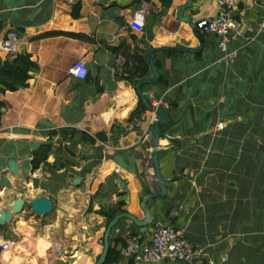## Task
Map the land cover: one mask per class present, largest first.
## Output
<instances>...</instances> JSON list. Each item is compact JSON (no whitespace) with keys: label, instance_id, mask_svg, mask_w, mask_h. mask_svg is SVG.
I'll return each mask as SVG.
<instances>
[{"label":"crops","instance_id":"crops-1","mask_svg":"<svg viewBox=\"0 0 264 264\" xmlns=\"http://www.w3.org/2000/svg\"><path fill=\"white\" fill-rule=\"evenodd\" d=\"M185 2L172 0L162 13L160 0H75L79 14L72 16L74 3L66 0H0V37L7 29H19L26 40L20 51L37 64L28 86L0 94V208L10 209L18 197L25 200L22 212L0 225L1 264H95L109 222L98 213L100 207L123 200L127 212L144 217L142 197L158 189L146 162L152 148L149 110L135 127H127L138 95L117 76L124 57L110 47H133L134 39L146 49L199 47L186 17L197 23L214 16L218 7L214 0H192L178 18L177 8ZM231 14L240 22L229 33L232 60L207 33L197 51L154 53L167 86L147 84L143 93L162 97L168 105L169 126L157 146L166 193L146 204L150 224L138 226L127 218L117 222L108 240L117 249L127 236L149 240L155 224L171 222L202 250V264L207 259L264 264V32L257 31L264 0H235ZM135 15L142 19L139 30L128 23ZM47 31L81 37H35ZM0 57L13 55L0 52ZM79 61L87 69L83 78L68 73ZM61 128L90 135L101 131L105 140L92 145L78 133L52 135L47 161L62 166L33 169L34 145ZM9 157L18 161L17 175L7 168ZM75 177H80L77 184ZM37 195L51 200L47 215L31 211L29 201ZM3 241L9 242L6 250ZM171 263L188 264H160ZM112 264L135 263L121 257Z\"/></svg>","mask_w":264,"mask_h":264},{"label":"built area","instance_id":"built-area-1","mask_svg":"<svg viewBox=\"0 0 264 264\" xmlns=\"http://www.w3.org/2000/svg\"><path fill=\"white\" fill-rule=\"evenodd\" d=\"M67 3L73 4L75 0H66ZM217 4V13L212 17H207L199 20L196 25L198 29L204 33L214 35L216 37V45L218 49L225 54L228 60H232L234 52L227 50L229 41V33L237 31L240 22L232 17V10L235 7V0H214ZM252 3H258L259 0H251ZM128 23L133 29L139 30L142 25V19L135 15L128 18ZM258 32H264V19L257 26ZM26 42L21 33L15 29H7L0 37V52L5 54L15 55L20 51V45ZM87 69L82 61L73 63L68 68V73L76 77L83 78L86 75ZM152 98V93H147ZM152 109L149 110L147 118L148 124H152L156 118V108L168 105L160 98H152L150 101ZM140 121L134 118L132 121H127L126 125L133 128ZM102 147H107V143L99 141ZM151 156L149 155L146 162L150 165ZM116 172L119 171L115 167ZM3 250L9 248V242L3 241ZM121 257L135 264H160L164 261L181 262L188 264H202L200 262L203 252L200 248L193 246L183 235V233L175 228L173 223H159L152 228V235L149 240H142L139 236L129 235L125 238L124 243L120 247ZM222 260L225 257H221ZM206 264H213V261L207 259Z\"/></svg>","mask_w":264,"mask_h":264},{"label":"trees","instance_id":"trees-1","mask_svg":"<svg viewBox=\"0 0 264 264\" xmlns=\"http://www.w3.org/2000/svg\"><path fill=\"white\" fill-rule=\"evenodd\" d=\"M172 0H160L162 4V10L161 12H165L166 9L170 6ZM79 3H74L72 5V16H77L79 14ZM2 24L3 21L0 20V31L2 30ZM17 32L21 33L19 29H15ZM70 35L74 37H81L79 34L75 33H69V32H63V31H47L43 32L39 35H36V38L41 37H47V36H53V35ZM199 34V33H197ZM205 33L202 32V35ZM134 46L130 47L129 45H122L119 44L115 47H110V50L117 54H121L124 59L119 64V71L117 76L119 78L126 79L131 86L135 89L136 84L142 80L147 79L150 66L146 59L145 53H146V47L139 46L137 43L141 40L134 39ZM217 42V41H216ZM166 54H174L173 52L165 51ZM155 65L157 66L158 70L160 69L159 76L157 78L156 83L160 84L162 87L165 88L167 86V78L165 76V72L161 69L160 63L155 60ZM37 64L36 62L31 58V55L26 51H21L13 55L11 58H2L0 57V94H4L6 91H14L23 87L28 86V79L30 78V72L36 68ZM144 85L142 86V91ZM100 90V89H99ZM149 102L151 99L148 97ZM137 106L130 114L128 121H132L134 118L141 121L144 116L143 113L146 110V107L143 103V101L138 96L137 100ZM4 106L3 100L0 99V115H1V109ZM165 110L168 109V107L164 108ZM136 125H134L135 127ZM76 133L80 135V138L83 142H86L88 144H94L98 140H105V135L103 132H97L95 135H90L86 133L85 131L77 132L75 129H59V130H52L50 132V136L47 140L37 143L34 145V147L31 150V167L33 169L38 168L39 166H44L48 168H59L62 166V163L59 162L58 166L55 163H49L47 161V158L49 154L52 152V135L59 134L62 138H66L67 136L71 137L74 136ZM76 141L73 139L71 145H75ZM70 146L68 147V149ZM122 194V193H120ZM123 200H118L115 206H102L98 210V213L105 216L106 223L113 218V216L119 212L126 211L123 207ZM168 210H166L167 212ZM113 230V229H112ZM123 242V241H122ZM124 243V242H123ZM122 243V244H123ZM121 255H120V249H117L114 244L109 243V247L107 250V254L105 257L104 264H112V263H118L120 261Z\"/></svg>","mask_w":264,"mask_h":264},{"label":"water","instance_id":"water-1","mask_svg":"<svg viewBox=\"0 0 264 264\" xmlns=\"http://www.w3.org/2000/svg\"><path fill=\"white\" fill-rule=\"evenodd\" d=\"M191 1L192 0H186V2L183 5L178 6L177 8L178 18H183L182 12L184 11L185 8L190 6ZM186 22L192 27V29L195 31L196 36L199 38V43H200L199 47L188 48V47H182V46H161V47H149L146 50V59L153 73V77L140 80L135 86V91H136V94L143 101L147 110H151L152 106L149 102L148 95L143 93L142 86L147 85V84H153L156 82L158 78L159 70L153 60L154 53L158 50H164V51H170V52L197 51L203 45L204 39H203L202 31L198 29L196 23L192 21V18L190 16L186 17ZM155 112L157 114V118L149 127L148 137L152 145L151 154H150L151 156L150 167H152L153 169V172L155 175V180H154L155 186L158 189L153 190L142 197V200L140 202V207L144 212V217L142 219L138 220L134 215L130 214L127 211H124V212H119L115 214L113 218L109 220V222L107 223L104 229V233H103V248L95 264H104L107 250L109 247L108 240H109L110 232H111V229L117 224V222L121 218H127L131 220L135 225H138V226H145L147 224H150L152 222V215L150 211L148 210L146 204L149 203L153 198L157 196L165 195L166 193V187H167L168 181L160 173V170H159V159H158L157 146H158L159 138L164 135L165 128L169 126L168 113L162 107H157ZM6 164H7L8 170L14 175H17L18 161L14 157H9L6 160ZM79 181H80V177H75L73 179L74 184H77ZM24 204H25V200L22 197H18L13 201V204L11 205L10 209L0 208V225H4L6 222L12 220L14 215L21 213L24 208ZM29 206L33 213L38 214V215H47L52 209V202L49 198L45 196L37 195L30 199ZM171 264H176V263H171Z\"/></svg>","mask_w":264,"mask_h":264},{"label":"clouds","instance_id":"clouds-1","mask_svg":"<svg viewBox=\"0 0 264 264\" xmlns=\"http://www.w3.org/2000/svg\"><path fill=\"white\" fill-rule=\"evenodd\" d=\"M147 94V93H146ZM148 95V94H147ZM149 97V96H148ZM150 98V97H149ZM168 107V106H167ZM162 108H164V107H162ZM157 115V114H156ZM151 125V124H150Z\"/></svg>","mask_w":264,"mask_h":264}]
</instances>
